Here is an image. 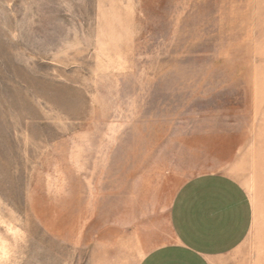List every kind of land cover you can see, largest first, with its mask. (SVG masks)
Masks as SVG:
<instances>
[{
    "label": "rangeland",
    "instance_id": "rangeland-1",
    "mask_svg": "<svg viewBox=\"0 0 264 264\" xmlns=\"http://www.w3.org/2000/svg\"><path fill=\"white\" fill-rule=\"evenodd\" d=\"M208 173L264 264V0H0V264H141Z\"/></svg>",
    "mask_w": 264,
    "mask_h": 264
},
{
    "label": "crops",
    "instance_id": "crops-1",
    "mask_svg": "<svg viewBox=\"0 0 264 264\" xmlns=\"http://www.w3.org/2000/svg\"><path fill=\"white\" fill-rule=\"evenodd\" d=\"M254 221L253 202L237 179L222 173L193 177L176 192L165 226L152 224L141 264H249L237 256Z\"/></svg>",
    "mask_w": 264,
    "mask_h": 264
}]
</instances>
